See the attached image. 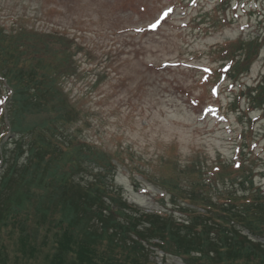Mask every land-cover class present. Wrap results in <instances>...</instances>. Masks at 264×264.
<instances>
[{
    "label": "rangeland",
    "instance_id": "rangeland-1",
    "mask_svg": "<svg viewBox=\"0 0 264 264\" xmlns=\"http://www.w3.org/2000/svg\"><path fill=\"white\" fill-rule=\"evenodd\" d=\"M0 29L74 40V74L61 79L79 113L68 129L113 161L102 180L128 206L182 219L179 208L198 210L180 195L200 182L213 200L264 191V90L238 97L264 81V0H0ZM10 95L0 82V150L12 137ZM146 254L149 264H184Z\"/></svg>",
    "mask_w": 264,
    "mask_h": 264
},
{
    "label": "trees",
    "instance_id": "trees-1",
    "mask_svg": "<svg viewBox=\"0 0 264 264\" xmlns=\"http://www.w3.org/2000/svg\"><path fill=\"white\" fill-rule=\"evenodd\" d=\"M72 42L55 32L0 29V82L12 97L13 137L0 150V264H149L150 248L184 264H264L258 188L213 200L200 182L180 195L199 212L182 207L177 219L128 206L103 182L107 174L113 178V161L68 129L76 108L61 79L74 74ZM248 44L256 52L260 47L257 38ZM245 183L247 177L240 180Z\"/></svg>",
    "mask_w": 264,
    "mask_h": 264
},
{
    "label": "snow or ice",
    "instance_id": "snow-or-ice-1",
    "mask_svg": "<svg viewBox=\"0 0 264 264\" xmlns=\"http://www.w3.org/2000/svg\"><path fill=\"white\" fill-rule=\"evenodd\" d=\"M170 12H171V9L170 8L167 9L166 11H164L160 15V17L151 25V27L153 29L156 28L159 25V23L161 22V20H163ZM205 71H207V69H205ZM213 94H215V89H213ZM0 102H2V101H0Z\"/></svg>",
    "mask_w": 264,
    "mask_h": 264
}]
</instances>
